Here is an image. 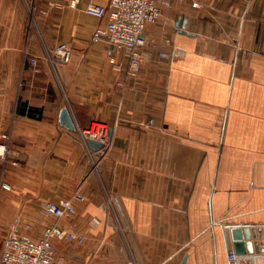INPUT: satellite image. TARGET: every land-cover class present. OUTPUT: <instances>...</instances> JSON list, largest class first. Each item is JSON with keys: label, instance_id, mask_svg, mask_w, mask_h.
<instances>
[{"label": "crops", "instance_id": "crops-1", "mask_svg": "<svg viewBox=\"0 0 264 264\" xmlns=\"http://www.w3.org/2000/svg\"><path fill=\"white\" fill-rule=\"evenodd\" d=\"M72 1L35 0L32 18L28 0H0L1 252L12 226L40 237L56 221L44 204L79 192L60 223L85 241H54V264H264L231 232L259 229L264 245V0H156L135 76L93 40L107 18L85 8L107 0ZM62 43L67 65L48 59ZM94 123L97 152L81 136Z\"/></svg>", "mask_w": 264, "mask_h": 264}, {"label": "built area", "instance_id": "built-area-1", "mask_svg": "<svg viewBox=\"0 0 264 264\" xmlns=\"http://www.w3.org/2000/svg\"><path fill=\"white\" fill-rule=\"evenodd\" d=\"M77 2L78 0H73L71 4L76 5ZM85 13L98 19L107 18L104 25L96 28L93 40L96 42L105 41L117 52H124L127 57V74L135 76L145 58L143 48L146 45V28L150 24L157 23L162 17V9L156 0L91 2L85 8ZM160 56L165 58L169 54L162 51ZM48 59L50 62H53L54 59L67 65L71 60V49L67 44H59L55 48L53 56L48 54ZM30 62L36 66L35 59H31ZM110 62L118 68L122 66L113 57L110 58ZM81 136L85 143L87 139H91L106 146L107 127L101 123H94L90 128L81 130ZM10 148V134L3 133L0 139V164L3 167L0 187L4 190H10V186L3 183L2 180L5 167L9 162ZM76 200L83 201L84 196L78 192L70 199L47 201L43 206L44 211L54 217L56 221L46 224L38 238L30 236L28 233L32 230L31 225H26L25 229L19 225L12 226L4 239L0 264H54V241L84 242L83 234H77L60 223L61 219H71L77 214ZM229 257L231 261L236 260V255L233 252Z\"/></svg>", "mask_w": 264, "mask_h": 264}, {"label": "water", "instance_id": "water-1", "mask_svg": "<svg viewBox=\"0 0 264 264\" xmlns=\"http://www.w3.org/2000/svg\"><path fill=\"white\" fill-rule=\"evenodd\" d=\"M61 123L64 124L69 129L75 128V125L73 123V120L67 108H64L61 113ZM109 132H111V130ZM86 144L92 151H95V152L102 150L105 146L104 144L98 141H95V140H91V139H87ZM260 231L261 230L259 229H256V228L254 229V228H249V227L231 228V232L237 241L240 242L243 240L246 242L245 245L247 249H244L243 243H239L235 245L237 253L239 255L243 254L244 252H248L249 254H252L254 252V247H256L258 250L260 249L259 251L261 253H264L263 244H257V243L253 244L252 243L253 239L261 237ZM183 264H185V262Z\"/></svg>", "mask_w": 264, "mask_h": 264}, {"label": "rangeland", "instance_id": "rangeland-1", "mask_svg": "<svg viewBox=\"0 0 264 264\" xmlns=\"http://www.w3.org/2000/svg\"><path fill=\"white\" fill-rule=\"evenodd\" d=\"M34 2H35V0H28V10L30 11V14H31V17L33 18L34 16H33V14H34V6H35V4H34ZM53 61L55 62V60L53 59ZM4 237V233L3 232H1V230H0V252H1V248H2V246H3V237Z\"/></svg>", "mask_w": 264, "mask_h": 264}]
</instances>
